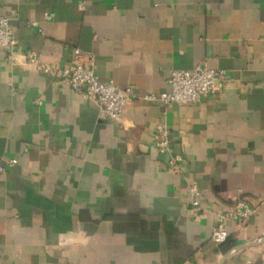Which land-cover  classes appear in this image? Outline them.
Here are the masks:
<instances>
[{
	"label": "crops",
	"instance_id": "obj_1",
	"mask_svg": "<svg viewBox=\"0 0 264 264\" xmlns=\"http://www.w3.org/2000/svg\"><path fill=\"white\" fill-rule=\"evenodd\" d=\"M79 1L0 0L17 40L0 48V163L17 159L0 173V264L264 262V0ZM76 48L132 88L121 121L28 61L70 68ZM197 64L226 70L216 94L144 98ZM242 198L254 217L216 244V213Z\"/></svg>",
	"mask_w": 264,
	"mask_h": 264
},
{
	"label": "built area",
	"instance_id": "obj_2",
	"mask_svg": "<svg viewBox=\"0 0 264 264\" xmlns=\"http://www.w3.org/2000/svg\"><path fill=\"white\" fill-rule=\"evenodd\" d=\"M82 8L86 7L87 0L79 1ZM53 17L52 13L45 14L46 19ZM10 18L0 15V48L8 54H13L17 40L10 28ZM36 24V22H31ZM75 64L70 68L61 69L57 65L42 61L39 54L28 53V61L37 70L58 76L77 94L83 95L98 106L99 116L104 119L121 121L126 105L134 96L131 87L122 88L114 80H101L96 73L93 64V56L85 58L79 48L75 50ZM225 69L210 68L197 64L192 68L173 69L169 76L171 89L160 94L148 93L144 95L147 100H162L168 105L195 103L204 96L216 94L221 81L226 75ZM155 146L160 151L170 150V133L165 124H159L154 136ZM180 156H176L170 162L173 168H178ZM17 163L16 158L6 159L0 163V173L6 168L13 167ZM190 191L193 195L192 206L197 211H202L200 206L201 191L197 185H192ZM256 213V209L245 199L238 200L235 204L221 208L216 213V224L213 228L212 239L216 244H223L228 239L227 225L233 222L237 227L247 226Z\"/></svg>",
	"mask_w": 264,
	"mask_h": 264
},
{
	"label": "water",
	"instance_id": "obj_3",
	"mask_svg": "<svg viewBox=\"0 0 264 264\" xmlns=\"http://www.w3.org/2000/svg\"><path fill=\"white\" fill-rule=\"evenodd\" d=\"M260 264H264V262L260 263Z\"/></svg>",
	"mask_w": 264,
	"mask_h": 264
},
{
	"label": "bare ground",
	"instance_id": "obj_4",
	"mask_svg": "<svg viewBox=\"0 0 264 264\" xmlns=\"http://www.w3.org/2000/svg\"><path fill=\"white\" fill-rule=\"evenodd\" d=\"M258 244V243H257ZM236 250V249H235Z\"/></svg>",
	"mask_w": 264,
	"mask_h": 264
}]
</instances>
